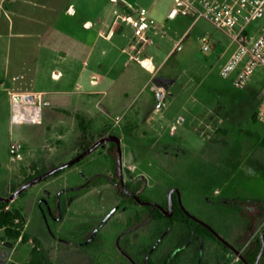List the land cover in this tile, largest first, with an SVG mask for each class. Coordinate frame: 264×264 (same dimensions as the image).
<instances>
[{
	"label": "rangeland",
	"instance_id": "374dc122",
	"mask_svg": "<svg viewBox=\"0 0 264 264\" xmlns=\"http://www.w3.org/2000/svg\"><path fill=\"white\" fill-rule=\"evenodd\" d=\"M126 1L138 11L145 9L152 21L139 57L150 58L153 67L145 69L129 54L122 55L119 66L112 65L110 59L103 61L102 69L96 65V73L101 75L121 73L136 79L104 86L111 96L119 99L122 95L123 99L120 105L108 108V113H101L98 123H92L87 142L94 145L105 139L102 144L60 175L28 187L10 202V210L23 216L29 241L8 239L0 229V264H27L34 248L41 264H241L232 253L225 260L213 237L191 243L184 223L170 224L149 216L143 201L169 212L172 190H178L179 194H174L189 215L208 225L228 244L232 243L229 237L233 230L250 222L252 210L248 205H261V214L253 223L264 224V174H257L259 179L247 191L238 192L236 187V193L232 183L233 169L243 163L242 159L264 155V126L255 118L264 94V69L256 71L246 88L237 89L232 77L225 79L220 74L229 57L223 53L232 44L227 33L204 19L194 24L189 16L172 17L177 0ZM10 3L0 1L1 74L10 68L17 44H34V39H8L14 25L36 33L49 27L58 14L62 15L60 24L65 26L81 19L64 13L75 3L73 0L17 2L15 6L27 17L15 16ZM85 3L105 9L100 20L106 19L109 11L113 15L115 11L124 13L119 0ZM132 14L128 10L125 17ZM119 24L125 28L124 35L117 33L115 42L123 47L139 46L141 41L135 40L132 28L122 20ZM262 31L264 17L248 29L255 37ZM204 37L211 43L210 51L203 50ZM22 83L29 87L26 81ZM158 92L167 96L160 100ZM47 114L56 115L45 106L44 116ZM9 128L0 121L3 199L15 195L34 176L45 174L49 165H60L53 158L68 155L69 160L62 162L65 164L83 153L81 132L73 126L48 140L45 154L35 162L26 159L19 162L20 169L11 171V146L22 144L27 149L30 146L24 138L36 136L41 129L36 125ZM112 136L121 139L122 167L120 171L118 150V169L123 185L140 195L143 201L138 197L142 201L139 205L122 202L108 181L115 173L109 155L112 142L108 139ZM250 141L254 145H246ZM248 162L246 168H253V160ZM227 179L231 183L223 186L222 181ZM181 251V257L173 261ZM169 254L171 258L167 259Z\"/></svg>",
	"mask_w": 264,
	"mask_h": 264
},
{
	"label": "crops",
	"instance_id": "0c3cea01",
	"mask_svg": "<svg viewBox=\"0 0 264 264\" xmlns=\"http://www.w3.org/2000/svg\"><path fill=\"white\" fill-rule=\"evenodd\" d=\"M0 1H10V9L15 16L27 17L26 14L19 11L15 4L20 1L30 2L31 0ZM73 1L75 3H72L64 13L66 15L70 12L72 16L81 18L77 20L75 25L65 26L60 24L62 15L58 14L56 16L57 19L43 31L33 33L24 26H19L17 29L15 25L9 29L8 39L11 41L20 38L34 39V44L31 45L25 41L17 44L15 50L16 56L13 62L10 63V68L5 69L2 74L0 73V121L5 126L8 124L9 129H12L10 114L11 96L13 94L40 95L43 99L44 107L47 106L56 113L54 117H50L48 114L44 116L43 124L38 126L42 131L40 130L36 136L28 135L24 138L30 147L26 149L21 144L24 147V153L21 158H13L10 154V164L8 166L11 171L20 169L19 162H23L26 159L35 162L38 157H41L43 153L45 154L46 147L49 145L47 141L51 140L57 134L62 132L65 134L66 130L73 126H76L80 130L76 118L77 114L87 115L95 123H98L101 120V113H108V108L120 105L123 96L121 95L119 99L111 96L104 86H110L112 83L119 82V80L135 81L136 79L133 76H123L121 73L117 76L96 73L97 66L99 69H102L104 66L103 61L105 63L106 60L109 61L110 59L112 65L119 66L121 65L122 55L129 54L133 60L132 57L142 53L144 46L140 49V53H138V45L129 44L127 47H123L114 40L117 33L122 32V35H124L125 28L119 24V20H122L131 29L125 14L130 8L135 9L133 4L126 0H119L122 2L124 13L121 14L115 11L113 15L109 11L107 18L100 20L99 16L106 13L105 9H96L94 5L91 7L85 3H93L98 0ZM47 8L48 6H46ZM179 8L180 3L177 0L171 12L172 17L178 15L177 11ZM224 32L228 34V32ZM2 37L0 35V39ZM253 37L255 36L253 35ZM12 42H10L9 46L11 49H14ZM177 46L178 42L172 51ZM235 49L236 45L232 41L228 51L223 54H228L229 59ZM22 81H26L29 87H26ZM163 95L164 97L167 96L166 94ZM263 97L264 94L261 96L257 106H259ZM253 143L250 141L246 145H254ZM251 157V155H248L242 159L243 163L240 162L233 169L232 178L234 181L232 183L236 193V187H238V192L241 190L247 191L253 185V181L259 179L257 174H264V155L262 157L259 156V158L256 156L257 158L255 159ZM53 160H58L60 165H62L64 164L62 162L69 160V156L59 155V157H55ZM248 160H253L251 163L253 168H246L245 165L249 163ZM52 166L58 167L57 164H52L48 167ZM230 183L231 181L229 179L222 181L223 186L229 185ZM261 199H264V195ZM247 208L252 210V212H249V215L253 214L255 218L261 214V205L251 207L248 205ZM249 219L250 222L244 224L245 226L243 228L239 226L234 229L232 232L233 235L229 237L234 247L230 253L236 256L241 264H244L240 255L243 250L240 249L242 247L241 241L245 239L243 235L252 232L251 225L253 221L251 218ZM255 227L256 229L248 244L256 235L260 236L264 241V224L261 223L258 226L255 225ZM228 257L229 254H227Z\"/></svg>",
	"mask_w": 264,
	"mask_h": 264
},
{
	"label": "built area",
	"instance_id": "2783aa9c",
	"mask_svg": "<svg viewBox=\"0 0 264 264\" xmlns=\"http://www.w3.org/2000/svg\"><path fill=\"white\" fill-rule=\"evenodd\" d=\"M117 1V0H113ZM177 13L194 19V24L207 20L218 29L228 32L236 49L223 65L221 76L233 78L237 89H244L258 69H264V31L257 37L250 36L249 27L264 17V0H179ZM133 14L126 18L134 31L135 40L139 39L140 49L147 42V32L152 28V21L145 9L138 11L130 8ZM203 50L210 51L211 43L207 37L202 39ZM144 68L150 69L149 58L141 59L139 55L132 57ZM43 99L34 94H13L11 96L10 122L12 126L36 125L44 122ZM257 121L264 126V97L257 109ZM21 144L12 145L10 154L13 158L23 156Z\"/></svg>",
	"mask_w": 264,
	"mask_h": 264
},
{
	"label": "trees",
	"instance_id": "16d2710c",
	"mask_svg": "<svg viewBox=\"0 0 264 264\" xmlns=\"http://www.w3.org/2000/svg\"><path fill=\"white\" fill-rule=\"evenodd\" d=\"M76 118L78 120L79 129L81 132V138H80V151L84 152L88 148H90L93 144H88V134L91 130L93 120L84 114H77ZM255 118L257 120V112L255 115ZM109 155L112 158L114 164H115V173L113 177H111L108 181L113 186L114 190L116 191L117 195L121 197L122 202H129L131 204L139 205L137 202L135 196L139 197L142 201L143 199L140 197V195L136 194V192L132 191L131 188L127 185V188L124 189L121 179H120V173L118 169V146L116 143H111V148L109 150ZM56 168V166L48 167L44 169V173L49 172L50 170ZM64 170V169H63ZM56 172L54 177L60 175L62 171ZM38 176V175H37ZM37 176H34L30 180H28L26 183L31 182L34 180ZM1 198V197H0ZM173 202H174V214L173 216H166L167 211L158 208L157 206L153 204H147V202L143 201V205L145 208L147 207L149 209V216H151L155 220L164 219L168 221L170 224H175V222L184 223V225L187 228V237L188 239H191V243L194 242H200L206 237H213L219 247L222 250V257L226 260L227 254H229L233 249V243H224L221 241L220 238L216 237L214 233L208 228V225L204 224L203 222H200L196 219H194L191 215L188 214L187 211L184 210V208L178 203V196L177 194L173 195ZM10 202L3 201L0 199V229L4 230L5 236L8 239L11 240H20L23 243H26L29 241L28 235L24 233V224L25 221L23 219V216L19 211H13L9 208ZM250 218L252 221H254L255 216L253 214H250ZM252 232L250 234L247 233L245 239L241 241L242 247L240 248L242 250L241 252V259L244 264H264V247H263V239L256 235L251 242L248 244L249 240L252 237V234L254 233L256 227L254 223L251 225ZM220 237V236H219ZM248 244V245H247ZM246 246V247H245ZM184 251H181L179 253H176L174 257L172 258L173 261L176 258H180ZM171 258V255L169 254L167 259ZM27 264H41V257H39L38 250L34 248L33 250V256L29 263Z\"/></svg>",
	"mask_w": 264,
	"mask_h": 264
},
{
	"label": "water",
	"instance_id": "95a60500",
	"mask_svg": "<svg viewBox=\"0 0 264 264\" xmlns=\"http://www.w3.org/2000/svg\"><path fill=\"white\" fill-rule=\"evenodd\" d=\"M158 98L161 100L163 98V93H159L158 94ZM110 142H114L117 144L118 146V150H119V168H120V171H121V139L117 138V137H110L108 139ZM105 141V139H102L100 141H98L97 143H95L92 147H90L88 150H86L85 152H83L82 154H80L77 158H74L72 159L71 161H69L68 163H65V164H62L52 170H50L49 172L43 174L42 176H39L37 178H35L34 180H32L31 182H29L27 185H25L23 188H21L15 195L11 196L10 198L8 199H3V198H0L1 200L3 201H7V202H11L15 196L19 195L23 190L27 189L28 187L36 184V183H39L41 182L42 180L54 175L56 172L58 171H61L65 168H68L76 163H78L79 161H81L83 158H85L88 154H90L92 151H94L100 144H102L103 142ZM120 178H121V183L123 185V178H122V174L120 173ZM124 186V185H123ZM125 188V186H124ZM126 189V188H125ZM174 193H177L179 194L178 190H172L170 192V211L168 213H166V216H171L172 213H173V209H174V202H173V194ZM136 200L138 203H142V201L137 197L135 196ZM209 228V227H208ZM211 230V228H209ZM212 231V230H211ZM214 235L218 238H220L215 232H213ZM221 239V238H220ZM222 242L226 243L223 239H221ZM227 244V243H226ZM264 244V243H263ZM264 247V245H263Z\"/></svg>",
	"mask_w": 264,
	"mask_h": 264
}]
</instances>
